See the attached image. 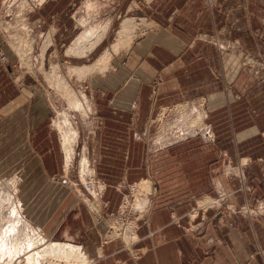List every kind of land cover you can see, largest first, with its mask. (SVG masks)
<instances>
[{
  "label": "rangeland",
  "instance_id": "1",
  "mask_svg": "<svg viewBox=\"0 0 264 264\" xmlns=\"http://www.w3.org/2000/svg\"><path fill=\"white\" fill-rule=\"evenodd\" d=\"M39 1L0 0V264H30L31 254L39 264H69L68 260H60L48 253V245L42 240L45 237L47 241H63L62 232L67 229L68 223L73 228L76 222L82 223L92 238L89 221L95 224L102 245L110 242L117 245L118 242L132 256L139 255V222L151 213L152 201L157 196L156 180L152 177L126 181L124 177L114 175L112 168L129 169V162L112 160L111 152L106 153L112 147L102 144L105 138L101 139L95 113L84 115L80 107L76 106V98L83 93L93 103V77L115 70L118 67L116 59L128 50L123 49L124 52L113 55L107 68L100 67L93 73L90 70L86 75H81V71L94 67L116 44L126 19H134L139 24L135 30V40L140 38L151 23L145 12L154 0H127V4L121 5L118 0ZM127 5H130V11H127ZM229 18L231 22L233 17ZM143 19L147 20L146 24L142 23ZM239 19L245 21L247 46L231 38L223 41L217 34L207 39L219 52L220 73L225 91L230 92H235L242 74L249 76L250 82L254 80V84L264 87V0H244ZM53 23L60 28L55 37L51 32ZM61 25H66L67 31L61 30ZM76 27L78 30L74 31ZM91 27H95L96 31L82 42L84 53L68 55L72 43L78 37L89 34ZM199 37L203 35L199 34ZM6 46L16 54L15 59L10 56L11 53L7 51L9 47ZM125 65L120 62V66ZM37 100L40 105L36 104ZM201 104L203 102L196 104V107L200 109ZM43 105L45 112L37 114L36 121H42L50 142L34 144L28 139V124L35 120L34 113L41 110L39 106L43 108ZM197 108H193L194 118L197 113L203 116L201 126L192 124L191 127L189 123L193 118L190 110L181 106L180 119L185 120L183 125L187 128L171 130L170 117L164 114L163 129L156 128L147 136L141 135L142 141H150L145 144V149L153 169L162 164L172 167L171 161L164 160L169 156L175 158V145L171 141H184L192 134L204 133L210 143H214L211 129L205 124V114ZM63 114L70 117L68 125L63 122ZM76 132L79 138H75ZM63 133H70L72 140L75 138V156L69 170L64 168L67 157L62 146ZM136 136L140 139V134ZM180 153L187 151L182 149ZM245 159L240 161L239 176L231 174L230 178L241 180L244 185L253 180L261 186L262 191L257 208L246 203L243 208H237V212L247 216L254 214L264 226V159ZM168 162L169 165H166ZM238 170H234V173ZM144 180L149 181L152 188L150 192L144 193L148 204L139 208L136 207L140 192L138 185ZM105 186L121 190L122 202L117 212L108 208L109 204L104 199ZM233 195L235 193L205 195L198 199L205 200L199 207L211 204L215 209L222 206L221 210L233 212L228 208L231 203H227ZM145 197L142 198L145 200ZM199 209L193 210L192 218L199 216ZM46 225H53V230H46ZM71 234L76 235L77 232ZM82 241L77 242L82 244ZM4 242L6 247L2 246ZM86 242L90 243L91 240ZM84 246L82 250L93 261V253L91 255L87 246L85 249ZM260 253L264 258V249ZM75 264H81V261Z\"/></svg>",
  "mask_w": 264,
  "mask_h": 264
},
{
  "label": "crops",
  "instance_id": "2",
  "mask_svg": "<svg viewBox=\"0 0 264 264\" xmlns=\"http://www.w3.org/2000/svg\"><path fill=\"white\" fill-rule=\"evenodd\" d=\"M118 3L127 4V0ZM243 6L244 0H154L144 11L151 22L148 30L116 59L115 70L93 77V107L101 139L105 138L102 144L112 147L106 151L111 152L112 160L129 162V169L111 171L126 181L153 177L157 183L151 213L139 222V255L132 256L118 242V246L115 242L102 245L91 221L92 238L82 223H74L82 230L80 240L93 253L94 264H264L260 253L264 249L263 224L254 214L237 212L246 203L257 208L261 186L253 180L244 185L230 178L231 174L239 176V164L245 158L264 159V87L242 74L235 92L225 91L219 52L207 40L217 34L223 41L231 38L247 46L245 21L239 19ZM62 29L67 31L66 25H61ZM59 31L53 23L54 37ZM199 34L203 37L197 38ZM120 62L126 63L125 67ZM199 102H203L200 109L196 107ZM181 106L189 108L191 118L193 108L204 112L214 143L204 133L192 134L188 141L174 138L175 158L164 159L171 161L172 167L162 164L153 169L145 149L150 141H142L141 135L163 129L164 114L170 117L171 130L187 128L180 119ZM39 108L35 120L28 124V139L45 144L50 142L49 136L42 121H36L37 114L45 112L44 105ZM135 134H140V139ZM182 149L187 153H180ZM105 190L108 208L117 212L121 190L108 186ZM219 193H235L227 202L233 212L211 204L199 207L205 203L200 197ZM197 208L203 210L192 218ZM45 227L51 232L54 226ZM67 228H72L70 223Z\"/></svg>",
  "mask_w": 264,
  "mask_h": 264
},
{
  "label": "bare ground",
  "instance_id": "3",
  "mask_svg": "<svg viewBox=\"0 0 264 264\" xmlns=\"http://www.w3.org/2000/svg\"><path fill=\"white\" fill-rule=\"evenodd\" d=\"M45 1L46 0H40L39 3H45ZM145 22H147V20L143 19V22L142 23L144 24ZM138 26H139V24H136V22H135L134 19H126L123 22V24H122L121 30H120V32L118 34V40H117L116 44H114L111 47V49L108 52H106V54L104 53L105 56L103 55L102 56V59L96 65H94V67H92L90 69L89 68H84L83 71H81L82 72L81 75L88 74L90 72V70L93 73V72L97 71L100 67H101V69L107 68L108 67V64H109V61L112 59L113 55H116L120 51H123L124 52L125 50H123V49L128 50L130 47H132L131 45H132L133 41L136 38L135 30H136V28ZM149 27H150V23H149ZM95 31H96L95 27H93V28L91 27L88 30V33L89 34L82 35V36L78 37V39L76 41H74L72 43V45L70 46V48L68 49L67 54L68 55H71V54H74V53H78V54L84 53V49L81 47L82 46L81 44H82V42L84 40H86L89 36H91L92 33H94ZM6 47L8 48L9 46H6ZM8 49L9 50H7V51L9 53H11L10 56L13 59H15V55L16 54L13 53V51H12V49H10V47ZM82 94H78L77 95V98L76 99H78V102H77L76 106L78 108L80 107V109L84 113V115L86 114V115L89 116L88 113H90V115H91V113H93V115H94V111H93L94 110V107H93L94 104L91 101L88 100V98L86 97V95H82ZM79 100H81L80 103H79ZM61 117L63 118V122L65 124L68 125L70 123V117H69V115H64L63 114V115H61ZM195 117L196 118H193V119L190 120L189 125L191 127H192V124H194L193 126H197V125L198 126H201V122H202L203 116H198V113H197V115L195 114ZM60 129H61V127H60ZM74 135H75V138H77L79 134L76 132ZM75 138H74V140H75ZM74 140H72V136H70V133L69 134H66L65 133L64 136H63V145L62 146H64V148H65L66 157H67V159H66V166L64 167L65 170H69V168L71 167L72 161L74 159V156H75V149H74L75 141ZM83 158H85V157H83ZM86 161H87V159H86ZM83 165H85V164H83ZM138 188H139V191L140 192H139V195L137 196L138 203H137L136 207L143 208V207H145L148 204V201L146 199L147 197H145V194L144 193L145 192L148 193V192L151 191V188H152L151 187V183L149 181H145L144 180L141 184L138 185ZM3 197L4 196H2L1 198H3ZM142 197H145V200ZM18 207H19V205H18ZM1 217H3V215ZM72 232H77V234L76 235H72L71 234ZM81 235H82V230L80 228L78 229L76 226H74L73 228H67L65 230V232L63 234V241L62 240H49V239L47 241V238H45V237H44V239L42 238L43 239L42 241H46L45 244L48 245L47 246L48 253H50L51 255L56 256V258H58L60 260L66 259V260H68L70 262L69 264H75L77 261H81V264H90V262L92 260L90 259L89 255H87L82 250L83 249V245L77 242V241H80V238L82 237ZM37 242H39V240ZM2 246L3 247H6V242L2 243ZM33 248H36V246H34ZM29 258H31L30 264H39V263L35 262V259H34L35 256L33 254H31V256ZM91 263H93V261Z\"/></svg>",
  "mask_w": 264,
  "mask_h": 264
}]
</instances>
